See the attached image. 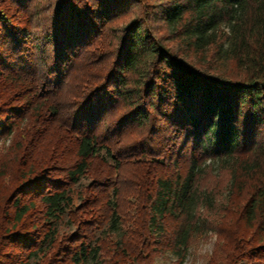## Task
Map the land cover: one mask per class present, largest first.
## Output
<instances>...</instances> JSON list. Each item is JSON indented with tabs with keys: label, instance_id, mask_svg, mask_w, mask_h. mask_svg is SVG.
<instances>
[{
	"label": "trees",
	"instance_id": "16d2710c",
	"mask_svg": "<svg viewBox=\"0 0 264 264\" xmlns=\"http://www.w3.org/2000/svg\"><path fill=\"white\" fill-rule=\"evenodd\" d=\"M208 161L244 195L223 264H264V0H0V264L182 258Z\"/></svg>",
	"mask_w": 264,
	"mask_h": 264
},
{
	"label": "rangeland",
	"instance_id": "374dc122",
	"mask_svg": "<svg viewBox=\"0 0 264 264\" xmlns=\"http://www.w3.org/2000/svg\"><path fill=\"white\" fill-rule=\"evenodd\" d=\"M150 3H154L155 0H149ZM134 11V10H133ZM135 11L133 14L129 13L126 17L117 20L113 23L112 26L119 27L121 24L125 23L129 19H131L135 15ZM154 26H159L161 28L162 24L155 22ZM157 36H162L164 41L166 42L167 46H171L174 50H176L184 60L191 62L192 65L199 68V66H206V67H213L218 70L219 68H224L222 72L225 74L230 73L232 70L231 63L223 66L221 62L216 61L214 57V52L211 49L208 51L206 57H204L201 53L194 54L187 49H183L182 43L180 44V40L173 38V36L168 35L167 30L164 28L158 31ZM98 51L100 52L102 46L98 43ZM213 68H211L213 70ZM235 75L234 73H232ZM78 83V82H77ZM86 87V85H85ZM71 90V89H70ZM127 141V135L123 134ZM7 143V142H6ZM206 171L203 177L200 178V188L206 189L210 191L211 196L214 197L215 205L211 210L204 209V219L206 220V227L201 234L196 235L192 240L190 246L195 245L197 243V239L200 236H206L209 231H214L219 234V242L216 245V250L214 254L208 259V264H223L225 262V255H226V247L228 245L227 242H230L233 237L235 236L234 232H238L239 229L242 227V224L237 222V214L235 207L240 205L244 199V195L236 193V191L230 190V181H229V172L227 170L221 169L216 166V164H212V162H206ZM89 181V177L80 181L79 185L74 187V194L73 200L74 204L78 203L76 192L79 189H83L86 187ZM0 183L2 187V191L0 192L1 196L4 198L7 196V193L10 191V185L12 183V177L10 176H1ZM224 193H227L225 196ZM219 200L225 201L224 203H218ZM203 211V210H202ZM234 233V234H233ZM225 248V249H224ZM186 253H184L185 256ZM184 256L179 258L178 264H182ZM169 260V254H158L155 257V264H167Z\"/></svg>",
	"mask_w": 264,
	"mask_h": 264
},
{
	"label": "clouds",
	"instance_id": "9594fccd",
	"mask_svg": "<svg viewBox=\"0 0 264 264\" xmlns=\"http://www.w3.org/2000/svg\"><path fill=\"white\" fill-rule=\"evenodd\" d=\"M224 195L226 196L227 193ZM224 202L218 201V203ZM219 239V234L214 231H209L206 236L198 237L197 243L187 249L182 264H208V259L214 254ZM178 262L179 257L169 253L167 264H178Z\"/></svg>",
	"mask_w": 264,
	"mask_h": 264
}]
</instances>
